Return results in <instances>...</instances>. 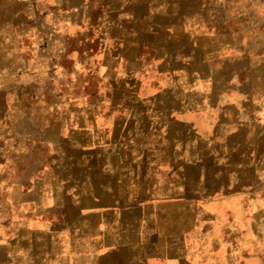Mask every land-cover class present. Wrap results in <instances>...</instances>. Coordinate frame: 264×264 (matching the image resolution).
I'll list each match as a JSON object with an SVG mask.
<instances>
[{"label":"rangeland","instance_id":"obj_1","mask_svg":"<svg viewBox=\"0 0 264 264\" xmlns=\"http://www.w3.org/2000/svg\"><path fill=\"white\" fill-rule=\"evenodd\" d=\"M49 1L0 0V75L8 81L16 75L24 77L42 47L54 50L53 83L50 75L44 83L35 79L36 86L44 89L49 84V89L41 92L44 97L38 94L37 99H27L37 110L33 116L36 125L43 126L50 118L62 124L78 123L75 109L89 105L132 106L141 101L146 107L153 102L141 96H154L150 90L163 78L128 82L127 90L137 95L135 103L129 100L127 104L121 93L114 91L110 98L112 88H123L121 82L110 81L111 74L95 81L96 75H79L85 72L82 66L69 72L61 62L63 32L68 21H78L79 13L73 9L64 16L60 3L58 9H51L56 0ZM66 1L73 7L78 4V0ZM186 5L198 17V22L194 20L197 26L205 28L207 24L215 34L212 53L218 69L210 88H203L205 93L199 98L177 104L169 98L156 100L155 104L168 108L174 103L171 108L176 111L166 118V155L151 182L150 194L140 180L135 187L139 191L135 203L146 204L145 209L127 212L123 222L115 225L104 212H77L67 205L57 210L60 204L48 210L30 202L12 204L8 219H17L22 227L17 233L9 227L6 230L13 239L7 242L5 264L41 263L50 252L52 237L48 232L65 236L59 240L66 244L71 263L82 254L79 251L91 250L97 252L98 259L81 258L78 264H264V0H189ZM107 18L100 20L98 30ZM166 69L174 70L161 65L160 70ZM22 90L27 95L31 92V88ZM103 96L107 98L101 99ZM46 112L48 116L43 114ZM52 151L50 146H22L16 166L12 149L8 175L17 174L20 167L24 192L27 186H44ZM84 153L74 149L71 155L82 157ZM71 173L81 177L84 171L74 168ZM148 183L145 179L144 184ZM86 187L88 180L82 192ZM11 196L8 191V199ZM127 218L133 219L135 226L131 223L130 229L125 227L121 233L120 226L129 221ZM21 242L22 246H17ZM64 262L60 260V264H68Z\"/></svg>","mask_w":264,"mask_h":264},{"label":"crops","instance_id":"obj_2","mask_svg":"<svg viewBox=\"0 0 264 264\" xmlns=\"http://www.w3.org/2000/svg\"><path fill=\"white\" fill-rule=\"evenodd\" d=\"M47 1L49 4L50 1ZM55 2L49 8L58 9L57 3H60L64 16L68 17L73 9L79 13L78 21H68L63 32L61 62L69 72L82 66L85 72L79 75L89 78L96 75L95 81L111 74L110 81L121 82L123 88L120 91L112 88L110 98L114 91L121 93L128 100L127 104L130 101L135 103L137 95L134 90H127L128 82H145L152 77L163 78L164 81L158 83L156 80V87L150 90L154 96H141L142 99L153 100L146 107L141 101L132 106L111 104L103 108V103L89 105L75 109L78 123L62 124L54 118H46L43 126H37L33 118L37 110L28 105L31 103L27 99H33L38 94L44 97V92L48 91L49 84L43 89L34 82L44 83L49 75L51 78L54 50L48 46L40 49L34 64L31 62L29 66V73L25 72V76L31 79H25L27 82L22 74L9 81L5 75H0V257H3L0 264H5L7 242L13 239L12 234H6V230L9 227L17 233L22 227L17 219H8L7 211L12 204L36 203L47 210L60 204L62 206L57 210L67 205L77 212H104L103 216L112 217L110 223L115 225L123 222L127 212L136 208L144 210L146 204L135 203L139 200V191L135 187L141 182L150 194L151 182L156 178L155 173L160 172V164L166 155L164 146L169 140L166 118L170 117V112L176 111L171 108L174 103L168 108L162 103L155 104L156 100L169 98L177 104L179 100L199 98L205 93L203 88H210V80L218 69L212 53L215 34L209 31L207 24L205 28L197 26L194 20L198 22V17L186 8L189 0H78L74 7L66 0ZM105 16H108L107 21L98 30L100 20ZM161 65L174 70H160ZM28 88H31L29 95L22 90ZM105 98L107 96L101 97ZM46 113L43 114L48 116L49 112ZM71 113L68 108L67 115ZM104 114L110 117H104ZM38 131H41V136ZM29 145L52 147L48 158L52 166L47 170L44 186H27L24 192V176L20 167L18 173L12 176L7 170L8 164H11L12 149H15L16 166H19L18 154H22V146ZM74 149L85 153L82 157H73ZM87 152L91 154L87 155ZM74 168L83 169L84 174L73 176L71 169ZM102 179L110 181L100 183ZM145 179L148 184H144ZM85 180H88V187L82 192ZM8 191L12 194L11 199L7 197ZM24 194L27 196L23 198ZM127 219L129 221L120 226L121 233L125 227L130 229L131 223L135 226L132 218ZM48 233L52 237L50 252H46L41 263L37 264H60V260L78 264L81 258L92 260L99 257L97 252L83 250L71 263L66 244L62 245L59 240L63 236ZM100 239L103 241V238ZM17 246H22V242Z\"/></svg>","mask_w":264,"mask_h":264}]
</instances>
